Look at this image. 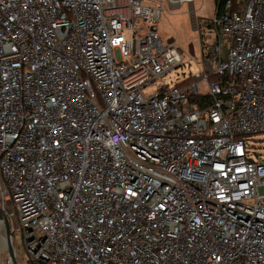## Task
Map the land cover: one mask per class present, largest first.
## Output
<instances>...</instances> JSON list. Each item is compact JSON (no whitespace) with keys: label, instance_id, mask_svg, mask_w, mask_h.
I'll use <instances>...</instances> for the list:
<instances>
[{"label":"built area","instance_id":"obj_1","mask_svg":"<svg viewBox=\"0 0 264 264\" xmlns=\"http://www.w3.org/2000/svg\"><path fill=\"white\" fill-rule=\"evenodd\" d=\"M222 1L199 73L144 96L182 64L146 27L164 0H0V205L27 264H264V0Z\"/></svg>","mask_w":264,"mask_h":264},{"label":"rangeland","instance_id":"obj_2","mask_svg":"<svg viewBox=\"0 0 264 264\" xmlns=\"http://www.w3.org/2000/svg\"><path fill=\"white\" fill-rule=\"evenodd\" d=\"M162 9L163 12L160 19L146 27L149 29L151 25L154 26L156 34L163 43L170 40L176 43L182 55V64L168 73L163 79L157 80L154 84L146 87L143 90L144 96L155 93L158 87L162 85L173 86L188 77H194L201 69L200 65L194 61V57L198 60L200 59V43L204 41L206 43H212L214 41V35L210 39L204 38L203 26H201L203 20H213L215 17V4L213 0H193L195 18L191 17L190 8L186 3L177 6L169 4L164 0ZM195 19L196 26L199 30L195 27ZM204 32H207L205 28ZM222 56L223 59H226V47L222 50ZM198 87L200 91L206 90L205 85L199 84ZM245 145L248 148V157L253 160H264V137L251 136L246 140ZM0 209L2 210L0 212H4L1 205ZM6 210L13 212V206H6ZM5 217L9 223L8 217L6 215ZM3 238L5 241H0V264H12L7 252V245L5 244L6 238L3 217L0 215V240ZM12 248L14 249L17 263L27 264V257L19 232L13 235Z\"/></svg>","mask_w":264,"mask_h":264},{"label":"trees","instance_id":"obj_3","mask_svg":"<svg viewBox=\"0 0 264 264\" xmlns=\"http://www.w3.org/2000/svg\"><path fill=\"white\" fill-rule=\"evenodd\" d=\"M214 4H215V16H219V14L222 12V5H223V1L222 0H213ZM207 26V27H211V24L209 23V21H204V23H202V26ZM190 77L186 78L183 80L182 84H188L190 82ZM197 103L202 106L205 102H207V97L206 96H201L198 97L197 99Z\"/></svg>","mask_w":264,"mask_h":264},{"label":"water","instance_id":"obj_4","mask_svg":"<svg viewBox=\"0 0 264 264\" xmlns=\"http://www.w3.org/2000/svg\"><path fill=\"white\" fill-rule=\"evenodd\" d=\"M0 215L3 217L4 228H5V238H6V245H7V252L9 255V259L12 262V264H17L15 260V256H14V251H13V248L10 242L11 231H10L8 220L6 219L4 212H0Z\"/></svg>","mask_w":264,"mask_h":264},{"label":"bare ground","instance_id":"obj_5","mask_svg":"<svg viewBox=\"0 0 264 264\" xmlns=\"http://www.w3.org/2000/svg\"><path fill=\"white\" fill-rule=\"evenodd\" d=\"M3 240L5 241V239H4V238H3V239H1L0 241H3ZM5 244H6V242H5Z\"/></svg>","mask_w":264,"mask_h":264}]
</instances>
